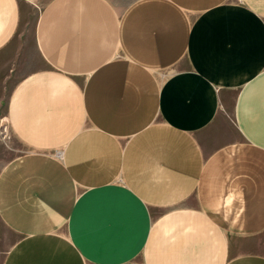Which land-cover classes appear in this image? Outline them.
I'll use <instances>...</instances> for the list:
<instances>
[{
	"label": "crops",
	"instance_id": "0c3cea01",
	"mask_svg": "<svg viewBox=\"0 0 264 264\" xmlns=\"http://www.w3.org/2000/svg\"><path fill=\"white\" fill-rule=\"evenodd\" d=\"M0 0V264H264V0Z\"/></svg>",
	"mask_w": 264,
	"mask_h": 264
},
{
	"label": "rangeland",
	"instance_id": "374dc122",
	"mask_svg": "<svg viewBox=\"0 0 264 264\" xmlns=\"http://www.w3.org/2000/svg\"><path fill=\"white\" fill-rule=\"evenodd\" d=\"M32 1H33V5H32L33 8H31L26 18L24 19L23 36L26 38L32 36V27L34 24L35 17L37 15V11H39L40 7L46 0H32ZM111 1L117 8H122L131 0H111ZM0 129H2V126L0 127ZM3 131L4 129L1 130V132Z\"/></svg>",
	"mask_w": 264,
	"mask_h": 264
}]
</instances>
